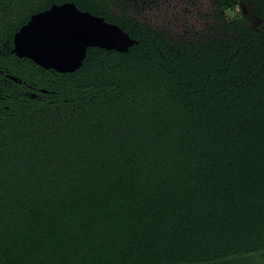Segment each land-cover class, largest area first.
<instances>
[{
    "label": "trees",
    "instance_id": "16d2710c",
    "mask_svg": "<svg viewBox=\"0 0 264 264\" xmlns=\"http://www.w3.org/2000/svg\"><path fill=\"white\" fill-rule=\"evenodd\" d=\"M213 3L201 35L104 16L138 43L0 73V264H264V0Z\"/></svg>",
    "mask_w": 264,
    "mask_h": 264
},
{
    "label": "water",
    "instance_id": "95a60500",
    "mask_svg": "<svg viewBox=\"0 0 264 264\" xmlns=\"http://www.w3.org/2000/svg\"><path fill=\"white\" fill-rule=\"evenodd\" d=\"M136 43L118 24L64 2L37 12L19 27L12 52L44 68L72 72L82 65L88 47L126 52Z\"/></svg>",
    "mask_w": 264,
    "mask_h": 264
},
{
    "label": "flooded vegetation",
    "instance_id": "af4514ba",
    "mask_svg": "<svg viewBox=\"0 0 264 264\" xmlns=\"http://www.w3.org/2000/svg\"><path fill=\"white\" fill-rule=\"evenodd\" d=\"M64 2H71L79 9H81L79 5L97 9L103 18L108 16L118 22H135L143 27L148 26L153 30L168 32L172 36L192 37L195 34L206 33V29L212 26L215 16L213 0H66ZM52 4L61 3L52 2L46 7V0H0V40L1 34L5 32V26L20 24L21 27L34 14L48 9ZM258 23L259 20L252 21L251 26L256 27ZM14 33L11 40L7 39L0 45V55L7 57L6 61L0 64V73L22 85L24 89L34 88L30 83L17 78L12 73L13 63L15 67H18L21 63L20 59L27 58L19 57L12 52ZM6 50L9 51L8 54ZM31 96L38 95L32 92Z\"/></svg>",
    "mask_w": 264,
    "mask_h": 264
},
{
    "label": "rangeland",
    "instance_id": "374dc122",
    "mask_svg": "<svg viewBox=\"0 0 264 264\" xmlns=\"http://www.w3.org/2000/svg\"><path fill=\"white\" fill-rule=\"evenodd\" d=\"M243 8V11H245V8L244 7H242ZM236 10H237V8H236ZM246 12V11H245Z\"/></svg>",
    "mask_w": 264,
    "mask_h": 264
}]
</instances>
